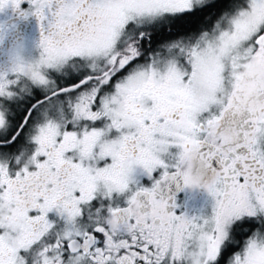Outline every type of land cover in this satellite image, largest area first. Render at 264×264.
<instances>
[{
    "label": "snow or ice",
    "instance_id": "6c2138e0",
    "mask_svg": "<svg viewBox=\"0 0 264 264\" xmlns=\"http://www.w3.org/2000/svg\"><path fill=\"white\" fill-rule=\"evenodd\" d=\"M5 8L40 38L0 31V264H264V0Z\"/></svg>",
    "mask_w": 264,
    "mask_h": 264
},
{
    "label": "flooded vegetation",
    "instance_id": "af4514ba",
    "mask_svg": "<svg viewBox=\"0 0 264 264\" xmlns=\"http://www.w3.org/2000/svg\"><path fill=\"white\" fill-rule=\"evenodd\" d=\"M23 7L26 8L27 5ZM0 31H3L7 35L5 46L9 40L15 38L22 42L25 58H29L31 54L33 57L38 55L37 45L40 38V30L34 17H22L10 8H5L0 11ZM137 171L139 172V169ZM153 175L154 177L157 176L158 172ZM143 183L145 186H148L150 181L144 178ZM168 194H174L175 196L177 207L172 210L176 214L184 212L187 215H194L201 212L204 214L210 212L211 198L203 189H193L191 191L188 189L177 190L174 186H170ZM47 218L50 221H54L56 219L55 213H48Z\"/></svg>",
    "mask_w": 264,
    "mask_h": 264
},
{
    "label": "clouds",
    "instance_id": "9594fccd",
    "mask_svg": "<svg viewBox=\"0 0 264 264\" xmlns=\"http://www.w3.org/2000/svg\"><path fill=\"white\" fill-rule=\"evenodd\" d=\"M24 55V50H23V53ZM185 171L188 172L189 176L191 177V181L187 184H184L182 186V189H188L189 191L193 190V189H203L204 192L207 193V191L203 188V183L205 182L203 179H202V176L200 173L194 171L192 169V166H191V163L186 161L185 162ZM208 195V193H207Z\"/></svg>",
    "mask_w": 264,
    "mask_h": 264
},
{
    "label": "rangeland",
    "instance_id": "374dc122",
    "mask_svg": "<svg viewBox=\"0 0 264 264\" xmlns=\"http://www.w3.org/2000/svg\"><path fill=\"white\" fill-rule=\"evenodd\" d=\"M30 57H33L32 54L30 55Z\"/></svg>",
    "mask_w": 264,
    "mask_h": 264
}]
</instances>
